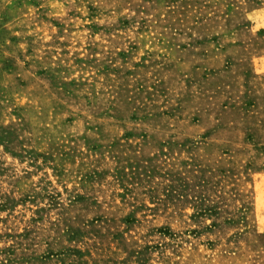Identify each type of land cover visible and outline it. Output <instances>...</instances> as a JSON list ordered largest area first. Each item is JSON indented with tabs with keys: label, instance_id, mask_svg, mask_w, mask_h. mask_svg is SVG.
I'll return each instance as SVG.
<instances>
[{
	"label": "rangeland",
	"instance_id": "rangeland-1",
	"mask_svg": "<svg viewBox=\"0 0 264 264\" xmlns=\"http://www.w3.org/2000/svg\"><path fill=\"white\" fill-rule=\"evenodd\" d=\"M0 264H264V0H0Z\"/></svg>",
	"mask_w": 264,
	"mask_h": 264
}]
</instances>
